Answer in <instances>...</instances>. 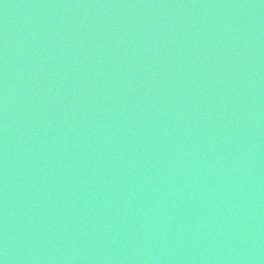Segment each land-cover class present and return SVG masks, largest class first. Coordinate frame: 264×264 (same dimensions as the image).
<instances>
[{
  "label": "water",
  "instance_id": "95a60500",
  "mask_svg": "<svg viewBox=\"0 0 264 264\" xmlns=\"http://www.w3.org/2000/svg\"><path fill=\"white\" fill-rule=\"evenodd\" d=\"M0 264H264V0H0Z\"/></svg>",
  "mask_w": 264,
  "mask_h": 264
}]
</instances>
